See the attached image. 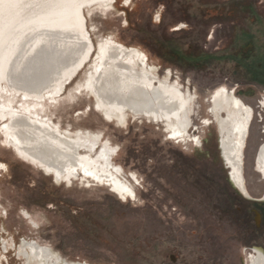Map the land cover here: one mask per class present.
Wrapping results in <instances>:
<instances>
[{
	"label": "rangeland",
	"instance_id": "rangeland-1",
	"mask_svg": "<svg viewBox=\"0 0 264 264\" xmlns=\"http://www.w3.org/2000/svg\"><path fill=\"white\" fill-rule=\"evenodd\" d=\"M84 13L95 44L109 36L138 47L160 77L195 96L190 140L171 138L163 124L108 122L84 89L87 65L49 112L63 128L108 141L135 197L123 200L80 178L56 184L6 147L0 131V162L7 166L0 175V264H27L23 239L90 264H239L245 246L264 245V228L254 225L257 204L227 182L210 98L225 86L255 110L244 176L260 199L264 0H117Z\"/></svg>",
	"mask_w": 264,
	"mask_h": 264
},
{
	"label": "bare ground",
	"instance_id": "bare-ground-1",
	"mask_svg": "<svg viewBox=\"0 0 264 264\" xmlns=\"http://www.w3.org/2000/svg\"><path fill=\"white\" fill-rule=\"evenodd\" d=\"M116 1L0 0V131L6 147L56 184L80 178L127 200L135 197V190L113 164L110 143L91 131L63 128L49 112L66 83L89 65L83 86L108 122L126 126L131 118L163 124L171 138L181 141L190 140L196 99L160 77L138 47L109 36L94 43L85 8H108ZM122 1L129 5L133 0ZM260 106L264 109V98ZM210 112L222 164L229 167L232 184L250 198L244 162L255 110L223 86L212 94ZM256 168L264 179V142ZM6 169L0 162V175ZM21 248L27 264H90L68 261L35 241L23 239ZM261 258L260 251L251 254L252 264H264Z\"/></svg>",
	"mask_w": 264,
	"mask_h": 264
},
{
	"label": "flooded vegetation",
	"instance_id": "flooded-vegetation-1",
	"mask_svg": "<svg viewBox=\"0 0 264 264\" xmlns=\"http://www.w3.org/2000/svg\"><path fill=\"white\" fill-rule=\"evenodd\" d=\"M53 181H54V179H53ZM227 182L230 185V187L233 189V191L235 192L236 195L240 196L243 200L252 201L255 204H257V208L252 209V211L255 214L254 225H255V227H257L259 229H263L264 228V215H263V213H264V199H262V198H263L264 193L261 195L260 199H255L253 197L249 198L246 195H244V193L241 191V189H239V188L237 189L232 184L228 173H227ZM258 251L261 252V255L263 257L261 259H262V262L264 263V245H262V244H250L249 246H245L242 249L243 255L245 254V257H241L239 259V262H240L239 264H252L251 254L256 255L258 253ZM216 264H231V263L230 262L225 263L224 261H220L219 263H216Z\"/></svg>",
	"mask_w": 264,
	"mask_h": 264
},
{
	"label": "water",
	"instance_id": "water-1",
	"mask_svg": "<svg viewBox=\"0 0 264 264\" xmlns=\"http://www.w3.org/2000/svg\"><path fill=\"white\" fill-rule=\"evenodd\" d=\"M225 168L227 169V168H229V167H226V166H225Z\"/></svg>",
	"mask_w": 264,
	"mask_h": 264
}]
</instances>
